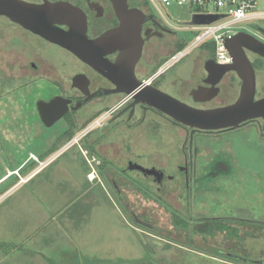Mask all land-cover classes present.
Segmentation results:
<instances>
[{
    "label": "flooded vegetation",
    "instance_id": "1",
    "mask_svg": "<svg viewBox=\"0 0 264 264\" xmlns=\"http://www.w3.org/2000/svg\"><path fill=\"white\" fill-rule=\"evenodd\" d=\"M21 1L64 2L80 9L89 38L118 26L108 0ZM126 2L145 17L138 80L200 109L237 99L235 73L206 71V65H220L209 51L192 63L185 78L181 70L170 71L178 62L160 70L183 43L181 23L155 14L146 0ZM247 33L264 43L257 26ZM42 47L72 56L0 16V161L9 157L6 147L16 137H25L23 143L37 150L21 157L22 175L46 169L67 151L82 154L87 185L99 187L117 208L132 239L129 253L96 258L97 264H264V164L253 168L254 181L240 179L231 146V134L244 132L264 147V118L225 130L192 129L145 104L130 106L123 93H102L115 86L74 56L72 66L61 64L72 75L59 76ZM246 55L255 74V99L262 98L257 86L264 58ZM198 88L216 94L193 95ZM8 178L0 176L1 188Z\"/></svg>",
    "mask_w": 264,
    "mask_h": 264
},
{
    "label": "rangeland",
    "instance_id": "2",
    "mask_svg": "<svg viewBox=\"0 0 264 264\" xmlns=\"http://www.w3.org/2000/svg\"><path fill=\"white\" fill-rule=\"evenodd\" d=\"M151 8L157 15L166 14L180 22L182 42L186 48L193 46L194 37L199 33L189 29L192 25H188L194 8L176 5ZM42 51L56 63L54 71L59 76L72 75L71 70L62 65L72 66L75 63L73 56L60 49L47 52L42 47ZM204 52L202 47L194 46L170 71L181 70V77H187L192 63L204 57ZM180 62L181 67H176ZM263 78H258L257 97L264 96ZM41 85L44 88L45 83ZM27 89L29 91L31 87ZM57 127L55 130L59 129ZM231 138L233 155L239 161L240 179L254 181L256 176L251 173L253 168L263 166L264 147L253 144L244 132L231 134ZM24 139L16 137L8 148L5 146L9 157L0 161L2 168L5 164L0 176H9L5 181L8 184L0 187V264H97L96 258L129 253L132 239L127 226L117 208L106 201L101 189L91 190L87 185L84 160L76 149L65 152L46 169L30 174L28 182L11 188L20 178L24 179L21 157L37 151L31 143H23ZM73 155L76 156L72 162L75 168L66 174L63 168L66 160L71 164Z\"/></svg>",
    "mask_w": 264,
    "mask_h": 264
},
{
    "label": "water",
    "instance_id": "3",
    "mask_svg": "<svg viewBox=\"0 0 264 264\" xmlns=\"http://www.w3.org/2000/svg\"><path fill=\"white\" fill-rule=\"evenodd\" d=\"M118 26L89 38L84 13L64 2L31 4L21 0H0V16L69 52L77 60L107 79L115 86L108 93H123L131 99L130 106L145 104L186 127L216 131L236 128L254 119L264 118V97L255 99L256 82L246 52L264 58V43L246 32H239L225 40L231 57L228 65H206L208 73L218 75L233 72L240 81L237 99L225 106L200 109L189 106L135 76L144 39L141 35L144 14L129 8L126 0H108ZM215 18L194 16L188 25L209 23ZM113 61L107 56L115 54ZM216 94L212 89L198 88L193 95ZM101 93V92H99ZM54 103V101H52ZM60 116H57L58 119Z\"/></svg>",
    "mask_w": 264,
    "mask_h": 264
},
{
    "label": "built area",
    "instance_id": "4",
    "mask_svg": "<svg viewBox=\"0 0 264 264\" xmlns=\"http://www.w3.org/2000/svg\"><path fill=\"white\" fill-rule=\"evenodd\" d=\"M149 7L165 8L169 6H188L194 8V16L215 18L209 23L192 25L189 29L198 30L193 46L174 53L160 68L169 67L184 56L194 46H212L214 60L220 65L231 63V57L225 47V40L239 32H248L251 26L264 31V0H146ZM239 24H242L241 26ZM261 41V40H260ZM159 70V71H160ZM99 121L96 120L95 124ZM21 181H24L21 179Z\"/></svg>",
    "mask_w": 264,
    "mask_h": 264
},
{
    "label": "crops",
    "instance_id": "5",
    "mask_svg": "<svg viewBox=\"0 0 264 264\" xmlns=\"http://www.w3.org/2000/svg\"><path fill=\"white\" fill-rule=\"evenodd\" d=\"M60 157H61V156H60ZM60 157H59V158H60ZM59 158H58V159H59ZM75 158H76V156L73 155V158L70 160V163H71V164H69L68 161L66 160V165H65L64 168H63V170L66 171V174L68 173L67 171H71V170L73 171V169L75 168V166L72 165V162L74 161ZM64 171H61V172H64ZM64 174H65V173H64ZM31 176H32V175L29 176V175H27V174H26V175H23V177H24L23 180H24V181L20 182V179H19V181L17 182V185L15 184V185H14L13 187H11V188H12V189H15V188H17L21 183L28 182V181L31 179ZM16 178H17V177H16ZM19 178H20V177H19ZM17 179H18V178H17ZM68 179H71V178L68 177ZM26 180H27V181H26ZM18 183H19V184H18ZM11 188H10V189H11ZM8 190H9V189H7L6 192H9ZM10 191H11V190H10ZM6 192H5V193H6Z\"/></svg>",
    "mask_w": 264,
    "mask_h": 264
},
{
    "label": "trees",
    "instance_id": "6",
    "mask_svg": "<svg viewBox=\"0 0 264 264\" xmlns=\"http://www.w3.org/2000/svg\"><path fill=\"white\" fill-rule=\"evenodd\" d=\"M184 47H185V43L183 42V43L179 46L178 51L182 50ZM202 48H203L204 51H209V52L213 55V51H214V49H213L212 46H209V45H203Z\"/></svg>",
    "mask_w": 264,
    "mask_h": 264
}]
</instances>
